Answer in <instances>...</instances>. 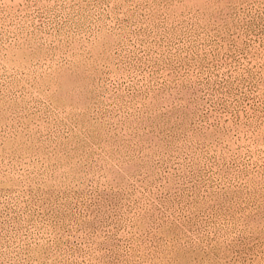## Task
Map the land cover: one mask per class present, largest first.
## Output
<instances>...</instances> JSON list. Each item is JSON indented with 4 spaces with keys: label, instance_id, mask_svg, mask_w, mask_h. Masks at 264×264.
Wrapping results in <instances>:
<instances>
[{
    "label": "rangeland",
    "instance_id": "obj_1",
    "mask_svg": "<svg viewBox=\"0 0 264 264\" xmlns=\"http://www.w3.org/2000/svg\"><path fill=\"white\" fill-rule=\"evenodd\" d=\"M0 264H264V0H0Z\"/></svg>",
    "mask_w": 264,
    "mask_h": 264
}]
</instances>
